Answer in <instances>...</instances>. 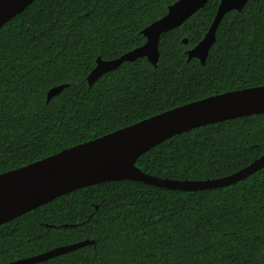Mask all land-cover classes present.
Listing matches in <instances>:
<instances>
[{
  "label": "trees",
  "instance_id": "1",
  "mask_svg": "<svg viewBox=\"0 0 264 264\" xmlns=\"http://www.w3.org/2000/svg\"><path fill=\"white\" fill-rule=\"evenodd\" d=\"M176 1L34 0L8 20L0 28V174L174 107L264 85V0L223 16L204 65L186 51L220 0L160 36L156 67L138 58L88 85L97 58L141 46L142 30ZM263 152L264 113L174 135L135 166L162 179L206 180ZM83 240L93 243L35 264H264V167L211 190L121 180L71 191L0 225V264Z\"/></svg>",
  "mask_w": 264,
  "mask_h": 264
},
{
  "label": "water",
  "instance_id": "2",
  "mask_svg": "<svg viewBox=\"0 0 264 264\" xmlns=\"http://www.w3.org/2000/svg\"><path fill=\"white\" fill-rule=\"evenodd\" d=\"M34 0H0V28L21 13ZM208 0H177L164 16L142 30L145 42L111 60L97 58L87 75L91 86L101 75L124 62L145 57L156 67L159 38L181 26ZM248 0H220L215 17L203 38L186 51L187 61L196 58L205 64L215 42V32L223 16L240 12ZM187 44V39L182 40ZM67 85L54 86L46 102ZM264 113V85L234 90L192 101L153 115L92 140L63 149L58 153L0 174V225L19 217L71 191L103 182L134 180L169 190L201 191L223 188L244 180L264 167L263 154L240 170L215 179L170 180L144 173L135 166L137 158L155 145L190 129L227 119ZM93 241L83 240L15 260L8 264H35L73 251Z\"/></svg>",
  "mask_w": 264,
  "mask_h": 264
}]
</instances>
